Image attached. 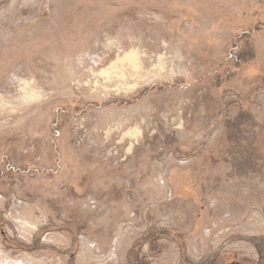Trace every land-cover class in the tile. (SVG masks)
Instances as JSON below:
<instances>
[{"label":"rangeland","instance_id":"rangeland-1","mask_svg":"<svg viewBox=\"0 0 264 264\" xmlns=\"http://www.w3.org/2000/svg\"><path fill=\"white\" fill-rule=\"evenodd\" d=\"M138 1L0 0V264H264V0Z\"/></svg>","mask_w":264,"mask_h":264},{"label":"trees","instance_id":"trees-1","mask_svg":"<svg viewBox=\"0 0 264 264\" xmlns=\"http://www.w3.org/2000/svg\"><path fill=\"white\" fill-rule=\"evenodd\" d=\"M144 2V4L145 3H147L148 5H150L152 2L154 3V4H156L157 5V7H160V8H162V9H165V8H167V5H169L168 3H169V0H162V2H159V0H143L142 2H133V4L132 5H140L141 3H143ZM162 3V4H161ZM124 5V4H123ZM125 6V5H124ZM262 28V27H261Z\"/></svg>","mask_w":264,"mask_h":264},{"label":"flooded vegetation","instance_id":"flooded-vegetation-1","mask_svg":"<svg viewBox=\"0 0 264 264\" xmlns=\"http://www.w3.org/2000/svg\"><path fill=\"white\" fill-rule=\"evenodd\" d=\"M261 31H263V32H264V26L261 28Z\"/></svg>","mask_w":264,"mask_h":264}]
</instances>
